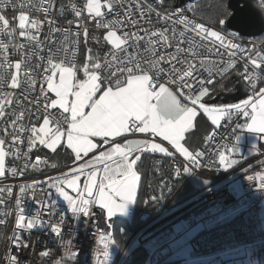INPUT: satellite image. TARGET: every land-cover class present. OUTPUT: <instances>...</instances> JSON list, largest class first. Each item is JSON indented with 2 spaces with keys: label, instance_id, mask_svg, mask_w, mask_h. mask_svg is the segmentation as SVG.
<instances>
[{
  "label": "snow or ice",
  "instance_id": "snow-or-ice-1",
  "mask_svg": "<svg viewBox=\"0 0 264 264\" xmlns=\"http://www.w3.org/2000/svg\"><path fill=\"white\" fill-rule=\"evenodd\" d=\"M8 7L14 13L11 19L5 15ZM53 7V0H0V35L7 38V42L0 39V56L3 57L0 61V119L5 121V127L0 129V177L6 173L23 175L29 165L37 168L48 164L46 159L36 156L34 161L25 160L23 167L6 168V157L26 158L37 146L52 152L65 147L74 154L73 166L61 176L50 177L47 188L55 189L74 216H89L93 206H97L111 219L116 214L127 216L130 206L136 202L141 180L137 166L144 153H159L166 157L179 154L184 163L182 167H175L177 177L181 172L191 174L193 167L202 166L201 160L206 153L186 146V134L195 129L200 113L215 126L205 135V145L214 141L222 120L231 122L234 116L243 118L244 122L236 123L232 129L231 138L236 143L216 147L214 155L219 168L230 169L240 163L235 156L240 152L241 132L254 134L264 141V87L257 90V81L264 82V48L258 49L255 44L251 48L244 47L230 38L236 33L226 35L216 27L190 19L182 8L160 12L137 0L135 9L139 18L133 19L131 4L117 12L123 7V0H84L79 7L76 0H69L67 5L61 4L59 14L63 15L66 9H70L73 20L68 23H75L82 30L71 35H82L86 44L89 38L86 21H91L97 29L104 30L103 40L111 46L103 59L94 57L92 50L87 49L83 64L77 66L74 60L77 49H68L69 29L56 26L51 15ZM259 7L264 9V0H259ZM146 11H156L158 20L166 26L154 29L139 27ZM187 11H193V8L189 7ZM33 12L40 15L33 16ZM109 16L112 18L108 19ZM214 23L223 26L226 20L221 18ZM45 24L49 25L46 40H54L53 34L56 33L65 34L61 44L65 53L71 51V60L67 55L57 58L60 49L54 52L50 48L43 64H30L32 56L37 55L36 50L44 43L40 34ZM129 27L135 30H124ZM146 37L143 50L146 55H143L139 45ZM185 43L188 47L182 46ZM202 47L209 52L215 49L220 60L212 61L208 56H201L198 50ZM10 48L21 54L20 59L9 60ZM168 49L174 51L169 52ZM238 59L243 60V68L236 75L242 78L250 94L237 103L205 102L204 98L212 94L211 86L216 82L214 77L219 76L223 80L230 70L237 67ZM37 70L42 73L39 95L32 100L27 95L23 96V100L29 103V111L35 108L32 114L37 122L26 126L25 110L14 90L34 91L37 85L34 73ZM202 72H207L208 77H203ZM79 73H83L82 79ZM5 85L13 91H4ZM220 87L224 88V85ZM13 104L17 107L9 111ZM127 133L146 134L150 138L116 142V138ZM156 137L166 141L172 150L164 143L156 142ZM97 139L102 144L97 143ZM25 140L27 151L21 153L19 145ZM104 145L108 146L107 149L100 150ZM93 150L98 154L93 155L90 161L82 162ZM251 150L260 151L256 144ZM50 166L56 167L55 164ZM81 177L84 178L82 186ZM246 179L254 181L257 189L264 192V168L247 175ZM43 183L33 180L19 186L20 193L32 190V199L39 205L35 214H28L19 194L15 197L14 213L12 209L0 212L3 217L0 225H5L7 217L14 215L12 234L4 237L13 247L6 250L0 264H21L19 256L12 254V250L31 246L24 242L21 230L30 232L47 225L57 237L61 236L63 214L57 223L43 219L44 213L51 215L55 212L57 200L52 199L51 192H45L44 187L39 188L43 199H36L37 187ZM4 193L10 197L12 187H0V194ZM151 199L155 201L158 198ZM5 204L6 199L0 198V206ZM111 237V232L100 236L98 243L102 248L96 250L94 264H109V246L115 244ZM64 253V257L57 259L55 264L75 260L77 253L71 251V240L64 242ZM40 255L48 258L52 253L43 251Z\"/></svg>",
  "mask_w": 264,
  "mask_h": 264
},
{
  "label": "built area",
  "instance_id": "built-area-1",
  "mask_svg": "<svg viewBox=\"0 0 264 264\" xmlns=\"http://www.w3.org/2000/svg\"><path fill=\"white\" fill-rule=\"evenodd\" d=\"M69 0H53L54 7L51 11L52 17L56 20V26L60 28H68V49L71 50L73 47L77 49L75 55V63H77L80 43L82 35L79 37H73L71 33L82 31L78 29L75 23L69 24L68 21L73 20V13L70 9H66L63 15L59 14V9L61 4L67 5ZM77 6L79 7L84 0H76ZM139 2L147 5H151L156 11L163 12L175 11L177 8L185 9V15L190 19H195L198 22H205L192 14V11H187L189 7H193L195 0L188 2L179 7L165 6L163 3H157L155 0H139ZM137 0H123V7L118 8L117 12H122L123 8L128 7L130 4L132 8L130 9L131 16L133 19L139 18V12L135 9V4ZM156 11L145 13V19L141 21L139 27L142 28H160L165 27L163 21H159L156 16ZM117 13H113L116 15ZM5 15L11 19L14 15L11 7L5 10ZM33 16L40 15L36 12L32 13ZM86 15V14H85ZM42 18V17H41ZM109 16L108 19H111ZM89 31L103 32V29H97L91 21H86ZM171 27V25H167ZM177 29L180 26L177 25ZM125 31L135 30L131 27L124 29ZM220 30V29H217ZM223 31L226 35L229 33H234L231 31ZM49 35V25L45 24L40 38L44 42L40 49H37V55L32 56L30 64L35 65L36 63L43 64L49 55V49L51 48L54 52L57 48L60 49L57 58H63L67 55L68 59H72L71 51L65 53L61 41L64 40V33L53 34L55 36L54 40H46L45 37ZM143 35V33H141ZM190 37L191 34H188ZM235 39L237 43H240L244 47L251 48L253 44L257 45L258 49L264 48V33L257 37H242L238 34L235 37H230ZM0 39L7 42V38L0 35ZM145 41H141L139 45V50L143 55L145 48ZM78 41V43H76ZM175 43V41H173ZM183 47H188L187 43L182 45ZM111 47H108L101 54L100 58L103 59L104 53L110 51ZM132 51V48H129ZM164 51V49H160ZM171 52L174 49H168ZM199 54L201 56H208L212 61H219L220 57L216 56L215 49L209 52L207 48H199ZM20 53L15 49L10 48L9 50V60L15 61L20 59ZM239 56V54H238ZM43 57V59H39ZM188 59L187 56L184 57ZM227 59V56L224 57ZM3 57L0 56V61ZM182 67V65H180ZM243 68V60H237V67L230 70L228 75H232L234 72H239ZM6 71H11V69H5ZM42 73L37 70L34 75L37 79L36 89L34 91H26L24 88L14 90L15 97L21 100V107L25 110L24 124L30 126V123H36V117L32 114L35 112V108L32 107L31 112L29 111L28 101L23 100V96L27 95L29 100L35 99L39 95V78ZM203 77H208L207 72H202ZM221 79L219 76H215L214 79ZM245 84V83H244ZM257 90L259 87H264V82L257 81ZM4 91H13L7 88L5 85ZM249 92V91H248ZM250 94V93H249ZM43 104V100H41ZM17 106L13 104L10 106L9 111L15 109ZM58 114V112H57ZM242 117L234 116L232 121L229 122L227 119L222 121L219 129H217V135L213 142L208 145H203L198 148L206 153L205 157L202 158V166L199 168L193 167L191 174H185L181 172L182 177L190 178L194 175H199L204 171L214 172L215 175H220L221 180L214 183L213 185L207 187L204 190L196 193L189 199L180 202L174 206L163 207L155 216H150L151 212L144 211L141 218L144 220V225L138 231V233L133 237V239L126 245L122 247H117L115 244L109 246L111 252V258L109 264H124L127 261L136 247L139 244H145L150 241L153 245L148 250V257L151 256L155 259V264L162 260L168 259L174 252L178 251L184 245L191 243L194 248L195 256H202L206 254H211L213 256H218L221 251L236 249L248 243L264 241V228L262 224L261 216L258 212V205L264 198V192L260 191L256 187L254 181H248L246 179L247 175H251L254 172L260 171L264 168V151H260L256 156L255 160L250 162L249 165L245 166L240 174L238 189L234 185L230 184L231 176H227L226 173L220 171L218 167V161L214 155L217 145L227 143L229 146L235 144V140L231 138L232 129L235 127L236 123L242 121ZM5 127V121L0 119V129ZM2 136V133H0ZM21 153L27 151V142L19 145ZM32 156V151L28 154V157L22 159H16L15 157H6V168L8 167H23L25 160H29ZM184 161L181 159H172L169 162V168L175 175V167H182ZM17 174L15 176L6 175L0 178V187L10 186L13 189V194L9 197L6 193L0 194V198L6 199V204L0 206V212L6 211L7 209H12L14 213L15 209V197L17 194L21 196L24 202V207L27 209L28 214H35L36 209L39 205L36 204L31 196V189H26L24 193L19 192V186L21 184L31 183L33 180H38L44 182L42 185L37 187L36 199L42 200L43 197L40 194L39 188L44 187L45 192H51L52 199L57 200V206L54 213L49 215L48 213L43 214V219L51 220L52 223H57L60 220L61 214H63V224L61 236L57 237L55 233L50 231V228L45 225L44 227H38L30 230V232H25L21 230L22 236L24 237V242L29 243L31 246L27 248H21L19 250L13 249L12 254L18 255L21 264H55L57 259L64 257V242L71 240V251L77 253L75 260H70L67 264H94L96 259L95 252L97 249L102 248V244L98 243V240L102 234H107L111 232V219H104L101 216L100 211H98L96 206L92 208V214L89 216H74L73 213L68 211L66 202L63 201L55 193V189L47 188L48 179L61 176L62 173H54L52 176L41 175L38 177H31L25 174ZM55 175V176H53ZM226 179H224L223 177ZM69 191V190H68ZM70 194L71 191H69ZM231 198V200L226 203V200ZM0 218H3L0 216ZM7 223L5 225H0L1 236H0V258L5 255L7 249H12L13 246L4 239L6 236L12 234L14 227V215L7 217ZM194 234L193 237L188 238V234ZM112 233V232H111ZM113 239V236L111 237ZM34 242V243H33ZM151 250V251H150ZM43 251H50L52 255L48 258H44L40 255ZM102 258V257H101ZM144 264H154L153 260L149 258L144 261Z\"/></svg>",
  "mask_w": 264,
  "mask_h": 264
},
{
  "label": "trees",
  "instance_id": "trees-1",
  "mask_svg": "<svg viewBox=\"0 0 264 264\" xmlns=\"http://www.w3.org/2000/svg\"><path fill=\"white\" fill-rule=\"evenodd\" d=\"M259 3V0H257ZM165 6H173V1L162 0ZM192 14L207 22L209 25L216 27L217 29L228 31L225 26L214 23L219 19L226 18L230 12L227 8V0H195L193 4ZM99 33L103 35V32L89 31V34ZM109 46L107 44L102 45L100 42L92 40L91 43L83 41L81 39L79 56L77 65L84 59L87 49L92 50L93 56H101V54ZM215 84L212 85V94L207 97L210 98L221 84L226 85L229 89L232 84L231 76L227 75L223 80L215 79ZM229 86V87H228ZM240 121V123H242ZM212 131V126L207 119L200 113L196 120L195 129L186 134V146L193 145V149H198L204 145V137L208 132ZM36 156H40L48 161V164H41L38 168L40 174H52L65 173V169L72 164V155L65 147H59L56 152H48L41 146H37L32 150V156L28 161H34ZM255 160V159H254ZM170 157H166L157 153H144L140 162L138 163V171L141 174V180L138 186V192L136 202L133 205V211L131 217L128 219L123 216H115L111 218V232L115 243L122 247L127 240L132 238L144 225V220L141 218L144 211H149L151 214H155L163 207L174 206L180 202H183L201 190L213 185L221 180L220 175H215L214 172L204 171L199 175H194L190 178L182 176L177 177L169 168ZM51 164H55L56 167H51ZM246 164L245 166L249 165ZM244 166V167H245ZM35 170L29 165L26 168V175L33 176ZM211 173V175H210ZM46 175V176H47ZM55 176V175H53ZM208 183L205 184L204 181ZM151 197H157V200H152ZM145 201H148L145 203ZM1 236V228H0ZM148 248L143 246L137 247L132 255L128 264H138L143 262L146 257ZM163 263H166L163 262Z\"/></svg>",
  "mask_w": 264,
  "mask_h": 264
},
{
  "label": "water",
  "instance_id": "water-1",
  "mask_svg": "<svg viewBox=\"0 0 264 264\" xmlns=\"http://www.w3.org/2000/svg\"><path fill=\"white\" fill-rule=\"evenodd\" d=\"M173 1L174 7L182 6L193 0H165ZM229 16L226 18L225 28L242 37H257L264 33V9L259 7L257 0H227ZM234 72L231 75L232 86L229 89L219 87L215 95L206 100L208 103H232L244 99L249 94L241 77ZM100 211L99 208H97ZM132 211L129 213L130 217Z\"/></svg>",
  "mask_w": 264,
  "mask_h": 264
},
{
  "label": "crops",
  "instance_id": "crops-1",
  "mask_svg": "<svg viewBox=\"0 0 264 264\" xmlns=\"http://www.w3.org/2000/svg\"><path fill=\"white\" fill-rule=\"evenodd\" d=\"M83 62H84V59L82 61H80L77 66L82 65ZM78 75H79V78H81V79L83 78V73H79ZM231 86H232V84H231ZM214 95H215V93L212 96H214ZM204 99L206 101L209 98L205 97ZM216 104H221V103H216ZM204 117L207 119L206 116H204ZM207 121L210 123V125L212 126V129H213L215 126L212 125L211 122L208 119H207ZM222 121H221V124H222ZM240 134H241V140L238 143V147L240 149V152L238 154H236V156H235V158H237V159L240 160V163L238 165H234L230 169L220 168V171L221 172L228 173V175H229L230 172H233L234 173V177L235 178L233 177L232 183L233 182L234 183L236 182V186H239V177H240V174H241L240 169H243L246 164H248L249 162H252L254 160L255 156L260 151H264V141L260 140L257 136H255L254 134H249L246 131H243ZM145 138H150V137L147 136L146 134H141V133H135V134H133V133H127V134L124 135V137L116 138V142L117 143H123L124 139H145ZM155 139H156V142H162V143L165 144V146H168L170 148V150H172L171 147L169 145H167V142L166 141H161V138H159V137H156ZM96 142L102 144V141H99L98 139H97ZM235 143H236V141H235ZM253 144H256L257 148L260 149L259 152H255V151H252L251 150V147H252ZM41 147L43 149H45L46 151H48V152H52L51 150H49L47 148H44L43 146H41ZM107 147H108L107 145H104L103 148L100 149V150H105V149H107ZM189 147H190V149H193L194 146L193 145H190ZM67 150L72 155V164L65 169V172H67L69 170V168H71L73 166V161H74V154L71 153V150L70 149H67ZM95 154H98V151L97 150H93V152L90 153L87 157H84L82 162L90 161L92 159V156L95 155ZM157 154H159V153H157ZM161 155H163V154H161ZM241 157H242V159H241ZM172 159H181V160H183V158L180 157L179 154H176L175 157H170V160H172ZM77 163H80V162H77ZM39 167H37V168H33L32 167L33 170H35V172H34L35 175H33L31 177H38V176H41V175H47V174H40L39 171H38V168ZM101 167H102V165H101ZM223 178L226 179L225 177H223ZM83 181H84V178L81 177V180H80L81 186L83 185ZM68 190L71 191L70 189H68ZM137 192H138V188H137ZM133 205L130 206V212L133 211ZM97 208H99V207H97ZM258 212H259V214L261 216L262 224H263V228H264V198L262 199V201L258 205ZM100 213H101V216L102 217H107L106 214L101 209H100ZM115 216H123V215L116 214ZM115 216H113V217H115ZM128 216H129V214L127 216H123V217H126L127 218ZM243 247H246L245 250L241 251V252L244 253L243 257H246L248 255H250L252 257L258 256V257H261V258H259V260H261L262 262L256 263V264H264V241L248 243V244H245L243 246H240V247H238L236 249H229V250H235L236 251V250L242 249ZM247 248H251V252L252 253H246ZM225 251H227V250H225ZM225 251H222L221 253H219L218 256H216L217 259H219L221 257V255ZM224 262H226V261L225 260H222L219 264H223Z\"/></svg>",
  "mask_w": 264,
  "mask_h": 264
},
{
  "label": "rangeland",
  "instance_id": "rangeland-1",
  "mask_svg": "<svg viewBox=\"0 0 264 264\" xmlns=\"http://www.w3.org/2000/svg\"><path fill=\"white\" fill-rule=\"evenodd\" d=\"M155 1L159 4L162 3V0H155ZM82 39H83V36H82ZM92 40L99 41L102 45L106 44V42L103 40V35H99V33L89 34V38H88L87 42L91 43ZM83 41H84V39H83ZM108 46L111 47L110 45H108ZM232 103H237V102H232ZM210 175H211V173H210ZM230 184L234 185L235 188L238 189V186H236V182L235 183L231 182ZM230 200H231V198H228L226 200V203H228ZM158 212L159 211H157L155 214H151L150 216H155ZM130 217H127V218H130ZM103 218L107 219V217H103ZM195 233L196 232H194L191 235L188 234L187 237L191 238L194 236ZM152 245L153 244L150 241H148L145 244L141 245V247L143 246L144 248H148V250H149L150 246L152 247ZM245 249H246V247H243L242 249H239L236 251L235 250H227L221 255V257L219 259H217L216 256H213L211 254H206V255H202V256H195L194 255V251H195L194 246L191 243H188V244L184 245L183 247H181L178 251L174 252L168 259H166L164 261H160L157 264H219L222 260L226 261L223 264H256V263L262 262L261 260H259V258H261V257H258V256L252 257V256L248 255L246 257H243L244 253L241 251H243ZM246 253H252L251 248H247ZM144 260L146 261V258H144L143 261ZM165 261H166V263H163ZM153 262L155 263V259L153 260Z\"/></svg>",
  "mask_w": 264,
  "mask_h": 264
},
{
  "label": "bare ground",
  "instance_id": "bare-ground-1",
  "mask_svg": "<svg viewBox=\"0 0 264 264\" xmlns=\"http://www.w3.org/2000/svg\"><path fill=\"white\" fill-rule=\"evenodd\" d=\"M230 88H231V87H230ZM226 89H227V88H226ZM240 171H242V169H240ZM226 175H227V176H231V178H230V183H231L232 180H233V177H234V173H233V172H230L229 175H228V173H226ZM234 178H235V177H234ZM239 179H240V177H239ZM137 233H138V232H137ZM137 233H136V234H137ZM136 234H135V235H136ZM135 235H134V236H135ZM132 239H133V238H132ZM132 239L130 238V239H129L124 245L128 244ZM115 245H116L117 247H119V245H117L116 243H115ZM139 245L141 246L142 244H139ZM150 247H151V246H150ZM136 248H137V247H136ZM136 248H135V249H136ZM135 249H134V250H135ZM134 250H133V251H134ZM150 251H151V250H150ZM147 253H148V252H147ZM147 253H146V257H145V258H146L147 260H149V258H151L152 260H154V258L151 256V252H150V256H149V257H148V255H147ZM130 260H131V257H130L127 261H125L124 264H128V263L130 262ZM144 261H145V260H144ZM144 261L141 262V263H138V264H144ZM162 261H164V260H162ZM154 264H155V263H154Z\"/></svg>",
  "mask_w": 264,
  "mask_h": 264
}]
</instances>
